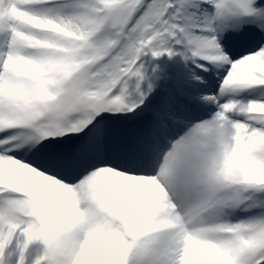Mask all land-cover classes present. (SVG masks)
Returning a JSON list of instances; mask_svg holds the SVG:
<instances>
[{"label": "rangeland", "instance_id": "rangeland-1", "mask_svg": "<svg viewBox=\"0 0 264 264\" xmlns=\"http://www.w3.org/2000/svg\"><path fill=\"white\" fill-rule=\"evenodd\" d=\"M5 2L0 1V84L8 55L5 43L8 47L16 44L13 81L17 80L18 94L8 93L0 100L4 113L0 131L9 132L4 124L14 122L17 135L21 134L16 141L34 149L45 137L89 132L108 115L116 125L132 122L144 106L156 100L153 74L163 62L170 61L169 90L174 86L179 96L174 99L168 95L167 100L173 98L171 104L157 120L153 135L141 140L139 147L147 151L144 165L154 174L158 170L152 167L154 154L171 151L172 140L192 132L193 143L170 155L176 163L170 174V190L180 201L188 195L199 203L196 217L177 241H170V232L163 237L149 236L134 225L121 199L106 190L105 178L88 172L74 176V168L60 163L61 155L53 152L52 156L57 155L42 169L67 177V181L56 178L64 187L84 181L83 194L73 201L72 209L84 211L79 215L84 217L86 228L93 229L94 238L87 246L85 233L73 238L60 226L61 219L72 215L70 204L55 201L48 208L37 209L28 202L23 191L26 180L14 164V149L0 138V264H164L168 250L172 255L167 264H188L185 256L189 252L199 264H249L253 250L261 247L254 246L249 237L255 231L264 232V0ZM15 2L20 3L18 8L12 6ZM113 4H133L134 10L124 28L109 37L107 9ZM251 13L260 31L235 48L241 17ZM17 27L31 36L16 40L13 35V41L8 42L6 36ZM180 33L192 42L215 37L217 61L242 60L236 63L241 76L230 78L228 63L217 65L212 58V63L196 60L192 48L181 50L180 56H187L195 65L181 64L177 56L172 60L163 43ZM231 50H236V56H231ZM34 58L46 59V69L37 68ZM218 88L227 93L218 113L226 121L220 124L222 134L208 123L201 124L211 120ZM185 93H189L188 102L182 99ZM159 98L154 103L155 112L162 107ZM242 100L256 106L242 110ZM119 128L118 124L108 130L106 137ZM117 140L107 139L109 150L120 147ZM210 169L222 178L217 180ZM230 179L236 182L231 184ZM142 205H138L141 214L154 212L146 200ZM223 239L232 242L233 252L228 259L218 260L206 250L213 246L204 242ZM157 245H164V253L157 252ZM186 247L191 251L186 252Z\"/></svg>", "mask_w": 264, "mask_h": 264}, {"label": "bare ground", "instance_id": "bare-ground-1", "mask_svg": "<svg viewBox=\"0 0 264 264\" xmlns=\"http://www.w3.org/2000/svg\"><path fill=\"white\" fill-rule=\"evenodd\" d=\"M7 2H10V0H7ZM12 6H16L18 8L20 3L15 2L12 4ZM253 17L254 15L252 13L249 15H243L241 17V29H238L237 31L238 36L236 38L235 48L237 46L239 47L243 39H246L252 35L255 36L256 33H259L260 29L255 24L256 20H254ZM13 35L14 39L16 40H22L21 37L24 36H31L29 32L25 31L23 28L20 27L18 29L17 27L12 35L6 36L8 42H11ZM46 41L50 44H57V41ZM215 43V37H204L199 41L192 42L189 37L185 35V33H180L173 34L169 39L166 40L165 43H163V45L166 51L165 54L170 55V57L173 58L172 60H175L176 56L180 57L179 62L181 64L195 65L187 56H180L182 54L181 50L192 48L193 51L191 52L193 53V57L196 60L202 59L207 61L209 59L210 61L212 58L214 64L216 63L217 65H219V63H228L231 65L229 68L230 78L233 79L234 77H240L241 75L236 71V63H241L242 60L239 59L238 61L230 63L229 60L226 61L225 59L219 58L220 60L218 62L217 59L219 56L213 52ZM5 45L8 55L5 59L6 64L4 63L2 68L3 74H5V76L3 77L0 84V100L8 93L16 92L18 94V89L14 85V82L17 80L14 78L13 81V71L16 68L13 55H15L16 44L9 47L7 46V43H5ZM54 51H56L55 47L52 48V52ZM188 52L190 51H186V53ZM231 56H236V50H231ZM48 58L49 57L46 58L47 61L50 60L49 62L51 63V59ZM45 60L44 58H34L32 59V62L35 66H37V68L43 67L46 69L45 66H47L49 62L46 63L47 61ZM212 61H210V63H212ZM195 71H197L196 68ZM214 88H216V86ZM226 95L227 93L224 92L222 88H218L216 93L217 102H214V104L211 106L212 109H214V111L211 113V120L201 123L202 125L204 123L212 125V127L215 128L214 130L219 129V131H217L218 134L223 133V130L220 128V124H226L224 118H221L218 115L220 105L222 102L224 103V98H226ZM1 104L2 102H0V106ZM255 104L256 103L254 102L242 100L240 101V109H250L253 106H256ZM3 114L4 113L0 108V118L3 116ZM4 125V128L9 132L3 134L0 131V138L3 140L5 139L4 141H6L8 144L10 143L9 148L13 147L14 149L13 156H17V160H15L14 164L17 165L18 169L24 176L23 178L26 180L23 191L27 196L26 198L29 199L28 202H30L33 207L37 209L42 206L44 208H48L49 204L55 201L70 204L69 207L71 208L69 210L71 211L72 215L66 219H61V224L63 226H60L64 229L65 234L71 235L73 238H76V236H81L85 233L83 242L89 246V242L94 238L92 233L93 229L90 227L86 228L84 217L79 215L84 211H81L80 209H72L73 201L80 198V195L83 194V192H81V186H83L84 181L76 180V182H73L72 185H69V187H64L60 185L59 182L61 181H58V179H56V177H54L52 174L43 172L42 175H40V170L46 161H52L50 152L53 151V141L50 138L45 137L42 140L41 145L32 149L30 146H23L16 141L17 137H21V134L17 135L18 130L14 128V122ZM111 127L115 128L116 126L112 117L108 115L91 129L89 132L90 143L86 146V149L92 153H90L88 156H84V158L81 160L72 162L74 166V176H80L82 173L84 174L85 172H88V174L90 173L91 176L95 175L100 178H105L104 185L106 190L112 192L114 196L121 199V205L128 216L134 218V225H136L149 236L160 235L163 237L166 232H170V235L168 236L170 241H175L176 239L178 240L179 235H181L187 226H190L193 218L196 217L195 212L196 208L198 207L197 205L199 203V199H197L195 196L188 197V195H186L185 199L180 201L175 196L174 192H171L170 174L176 165L175 160L173 161L171 156L176 154L180 148H184L185 146L191 145L193 143L192 132H186L176 141L172 140L173 148L171 151L163 152V150H158L154 154V158L152 159L151 163L152 167L154 166V169L158 170L154 174H151L149 171H147L146 166L144 165V163H146L145 158L148 155L147 151L143 147H140L137 156H133V159L130 158V160L127 162L120 160V149H115L112 151L109 150L106 143L107 137L105 132ZM238 128L242 129V125H239ZM131 133L132 131L129 130L124 134V136L131 137ZM132 144L134 145L136 143L134 142ZM69 159L70 156H65L62 162H67ZM212 171L213 170L210 169L209 172L216 176L217 180L222 178V175H220L218 172L214 173ZM230 180H232L231 184L235 181L233 179ZM237 184H242V182H237ZM142 200H146V205H148L154 212L141 214L142 210L141 207H138V205H142ZM113 206L115 207L117 205ZM92 215L93 214L90 215L91 219L95 220L97 216ZM249 239L254 246H264V232L262 231H255L252 236L249 237ZM2 240L3 239L0 238V242H2ZM166 242L167 239L164 243L166 244ZM210 243L204 242V244L208 246H213L212 250H210L209 247H206V250L208 252L211 251L210 253L216 255L215 258L218 260H223L224 258L226 260L231 256L233 249L231 248L232 242L230 240L223 239L220 242ZM164 245H157V252L164 253ZM261 247L258 250H253V255L250 256L249 259V264H264V248ZM200 248L204 247L201 246ZM185 250L186 252L187 250L191 251V249L187 247ZM165 253L166 254L164 256L163 262L164 264H167V261L170 259L172 254L171 251L169 252V250ZM185 259L187 261L186 263L188 264L200 263L196 260L192 252L187 253Z\"/></svg>", "mask_w": 264, "mask_h": 264}, {"label": "trees", "instance_id": "trees-1", "mask_svg": "<svg viewBox=\"0 0 264 264\" xmlns=\"http://www.w3.org/2000/svg\"><path fill=\"white\" fill-rule=\"evenodd\" d=\"M134 10L133 4H123L122 6L111 5L108 9L109 29L112 32H120L129 22L131 13Z\"/></svg>", "mask_w": 264, "mask_h": 264}, {"label": "water", "instance_id": "water-1", "mask_svg": "<svg viewBox=\"0 0 264 264\" xmlns=\"http://www.w3.org/2000/svg\"><path fill=\"white\" fill-rule=\"evenodd\" d=\"M166 75V65H163L162 68L155 73V82L157 84H160L164 79Z\"/></svg>", "mask_w": 264, "mask_h": 264}]
</instances>
